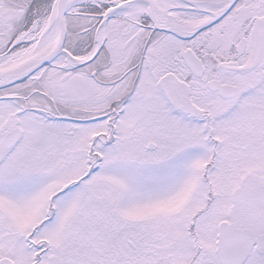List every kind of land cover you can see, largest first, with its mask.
Masks as SVG:
<instances>
[{"label":"snow or ice","instance_id":"snow-or-ice-1","mask_svg":"<svg viewBox=\"0 0 264 264\" xmlns=\"http://www.w3.org/2000/svg\"><path fill=\"white\" fill-rule=\"evenodd\" d=\"M0 264H264V0H0Z\"/></svg>","mask_w":264,"mask_h":264}]
</instances>
